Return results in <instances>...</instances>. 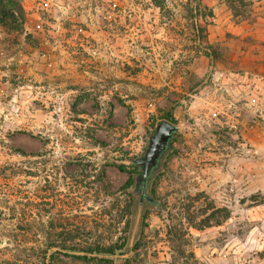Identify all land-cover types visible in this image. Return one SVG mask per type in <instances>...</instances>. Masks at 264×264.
Returning a JSON list of instances; mask_svg holds the SVG:
<instances>
[{
	"label": "rangeland",
	"instance_id": "1",
	"mask_svg": "<svg viewBox=\"0 0 264 264\" xmlns=\"http://www.w3.org/2000/svg\"><path fill=\"white\" fill-rule=\"evenodd\" d=\"M23 4L24 32L0 27V264L62 260L52 228L108 243L128 220L132 264H264V0H203L207 41L187 0ZM169 113L158 207L138 220L119 166Z\"/></svg>",
	"mask_w": 264,
	"mask_h": 264
},
{
	"label": "trees",
	"instance_id": "2",
	"mask_svg": "<svg viewBox=\"0 0 264 264\" xmlns=\"http://www.w3.org/2000/svg\"><path fill=\"white\" fill-rule=\"evenodd\" d=\"M203 0H187L186 7L188 10V20L191 22V26L194 27L198 33H201V41H207V36L205 35L206 27H202L199 24L200 13L203 8ZM27 22V12L23 4V0H0V27L10 31L17 32L22 34ZM212 47V46H210ZM211 52L212 50L208 48ZM212 57V56H211ZM197 86V85H196ZM196 87H194L191 92L196 93ZM161 120H168L173 124H176L173 114H167L161 118ZM162 168V167H161ZM160 168V170H161ZM119 169L121 171H130L131 177L127 181L125 189L128 190L131 187H134L135 176L140 172V168L136 165H120ZM133 169V170H131ZM159 170V171H160ZM156 172L149 181L148 193L145 197V206L158 207V202L156 198L149 192V187L152 181L155 179V176L159 173ZM154 193V192H153ZM150 194V195H149ZM131 196V194H129ZM147 197L153 199L151 202ZM131 204L126 207L127 213H132L137 211L139 205V198H133ZM144 222V220H143ZM134 227V224L132 225ZM130 222L128 220L126 229L128 231L122 232L116 241H111L108 243L101 242H89V240L82 239V234L80 233V227H71V226H59L52 228L55 232V237H58L59 240L56 244L51 245V248L57 247L59 253L62 255L63 259L55 258V256L47 255L37 264H70L71 260H81L86 264H115V258L117 256L124 255L125 251L130 254V258L125 261L126 264H132V261L136 260L139 256V251L141 250L142 241L141 238L137 240L133 247H130V238H131V229ZM130 228V230H129ZM36 234L39 233L38 228L36 229ZM143 234V233H142ZM141 234V235H142ZM169 235H172V232L169 231ZM128 248L129 250H126ZM34 264V263H33Z\"/></svg>",
	"mask_w": 264,
	"mask_h": 264
},
{
	"label": "water",
	"instance_id": "3",
	"mask_svg": "<svg viewBox=\"0 0 264 264\" xmlns=\"http://www.w3.org/2000/svg\"><path fill=\"white\" fill-rule=\"evenodd\" d=\"M179 126L168 120H162L155 127V132L148 137L145 152L138 158L130 161L131 165L140 168V172L135 176V184L132 195L139 198L138 220L141 217L148 185L151 177L160 170L165 155L169 152L171 142L179 132ZM149 199V197H147ZM151 202L153 199H149Z\"/></svg>",
	"mask_w": 264,
	"mask_h": 264
},
{
	"label": "crops",
	"instance_id": "4",
	"mask_svg": "<svg viewBox=\"0 0 264 264\" xmlns=\"http://www.w3.org/2000/svg\"><path fill=\"white\" fill-rule=\"evenodd\" d=\"M235 84V87L232 86V92L235 93L237 97H240L244 99L245 103L244 106L248 107L251 106V100H250V94L246 92V94H243L242 90L247 85V82L244 78L236 77V79L233 81Z\"/></svg>",
	"mask_w": 264,
	"mask_h": 264
},
{
	"label": "flooded vegetation",
	"instance_id": "5",
	"mask_svg": "<svg viewBox=\"0 0 264 264\" xmlns=\"http://www.w3.org/2000/svg\"><path fill=\"white\" fill-rule=\"evenodd\" d=\"M150 195V194H149ZM150 199V198H149Z\"/></svg>",
	"mask_w": 264,
	"mask_h": 264
}]
</instances>
